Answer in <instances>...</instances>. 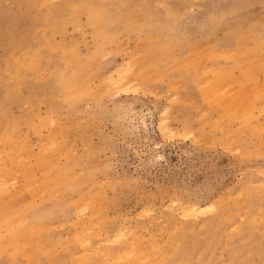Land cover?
<instances>
[{"label":"rangeland","instance_id":"374dc122","mask_svg":"<svg viewBox=\"0 0 264 264\" xmlns=\"http://www.w3.org/2000/svg\"><path fill=\"white\" fill-rule=\"evenodd\" d=\"M263 53L264 0H0V264H264Z\"/></svg>","mask_w":264,"mask_h":264},{"label":"bare ground","instance_id":"6f19581e","mask_svg":"<svg viewBox=\"0 0 264 264\" xmlns=\"http://www.w3.org/2000/svg\"><path fill=\"white\" fill-rule=\"evenodd\" d=\"M77 30H78V29H77ZM249 33H250V32H249ZM154 35H156V33H155ZM247 37H248V36H247ZM147 41H148V40H147ZM145 42H146V41H145ZM154 42H155V41H154ZM113 43H114V42H113ZM133 43H134V42H133ZM142 43L144 44V42H142ZM140 44H141V43H140ZM143 44H142V47H143ZM138 45H139V44H137V47H138ZM144 45H145V44H144ZM171 45H172V44H171ZM139 46H140V45H139ZM140 47H141V46H140ZM255 47H256V46H255ZM128 48H129V47H128ZM133 48H134V47H133ZM133 48H132V50H133ZM143 48H144V47H143ZM145 48H146V47H145ZM217 49H218V48H217ZM241 49H242V46H241ZM137 50H138V49H137ZM147 50H149V49H146V51H147ZM204 50H205V49H204ZM218 50H219V51H218ZM218 50H217V52H220V48H219ZM222 50H223V49H222ZM224 50H225V49H224ZM227 50H228V49H227ZM227 50H226V51H227ZM135 51H136V50H135ZM138 51H140V52L142 53V52L145 51V50H142V48H140ZM226 51H225V52H226ZM233 51H234V49H233ZM233 51H232V52H233ZM238 51H239V49H238ZM127 52H129L128 49H127ZM132 52H133V51H132ZM132 52H131V53H132ZM205 52H206V51H205ZM208 52H209V51H208ZM229 52H230V51H229ZM232 52H231V53H232ZM235 52H237V50H236ZM131 53H130V54H131ZM145 53H146V52H145ZM147 53H148V52H147ZM195 53H196V52H195ZM226 53H228V52H226ZM134 54H135V53H133V55H134ZM250 54H253V53H250ZM263 54H264V53H263ZM99 55H100V54H99ZM131 55H132V54H131ZM135 55H136V54H135ZM135 55H134V56H135ZM196 55H197V53H196ZM238 55H239V54H238ZM253 55H254V54H253ZM257 55H258V54H257ZM145 56H146V55H145ZM149 56H150V55H149ZM197 56H198V55H197ZM199 56H201V55H199ZM82 57H84V56H82ZM193 57H195V55H194ZM202 57H203V56H202ZM262 57H263V55H262ZM262 57H261V58H262ZM151 59H153V58H151ZM196 59H197V58H196ZM202 59H203V58H202ZM147 60H148V59H147ZM157 60H158V59H157ZM132 62H133V60H132ZM138 62H139V61H138ZM147 62H149V61H147ZM147 62H146V63H147ZM199 62H201V60H200ZM133 63H135V65H136L137 62L135 61V62H133ZM212 63H214V61H211V64H212ZM177 64H178V63H177ZM247 64H248V63H247ZM119 65H120V64H119ZM132 65H133V64H132ZM143 65H144V64H143ZM182 65H183V64H182ZM208 65H209V63L207 64V66H208ZM213 65H215V64H213ZM249 65H250V64H249ZM173 66H174V65H173ZM243 66H244V65H243ZM245 66H246V65H245ZM250 66H251V65H250ZM255 66H256V65H255ZM136 67H137V65H136ZM174 67L176 68V66H174ZM178 67H179V66H178ZM116 68H117V70H118L119 67H116ZM121 68H123V67H121ZM133 68H134V67H133ZM133 68H131V70L135 71ZM137 68H139V67H137ZM207 68H208V67H207ZM222 68H223V67H222ZM84 69H85V68H84ZM88 69H89V68H88ZM127 69H128V68H127ZM135 69H136V68H135ZM150 69H152V68H150ZM85 70H86V69H85ZM115 70H116V69H115ZM117 70H116V71H117ZM206 70H207V69H206ZM206 70H205L204 72H206V73H207V71L210 72L209 70H207V71H206ZM256 70H257V69H256ZM122 71H125V70H122ZM133 71H132V73H133ZM149 71H152V70H149ZM258 71H259V68H258ZM84 72H85V71H84ZM86 72H87V71H86ZM86 72H85V73H86ZM129 72L131 73V71H127L126 74H125V73L121 72V70H120L119 72L117 71V72H115V73H116L115 75H117V77H115V78L112 79V80H114V82H115L119 87H120V86H125V84H127V81H128V80H131V79H128L129 77L127 78V74H130ZM117 73H118V74H117ZM106 75H107V74H106ZM113 75H114V74L112 73L111 76H113ZM115 75H114V76H115ZM103 76H104V75H103ZM130 76H131V74H130ZM132 76H133V74H132ZM106 77H107V76H106ZM153 77H154V76H153ZM103 78H104V77H103ZM134 78H135V77H134ZM134 78H133V80H134ZM104 79H106V78H104ZM127 79H128V80H127ZM110 80H111V79H110ZM178 80H179V79H178ZM102 81H103V80H102ZM149 81H150V80H149ZM207 81H208V80H207ZM210 81H211V80H210ZM144 82H145V81H144ZM178 82H179V81H178ZM205 82H206V81H205ZM84 83H85V82H84ZM136 83H137V82H136ZM107 84H108V82H107ZM113 84H114V83H112V85H113ZM134 84H135V83H134ZM140 84H141V83H140ZM84 85H85V84H84ZM118 86H117V87H118ZM127 86H128V85H127ZM179 86H180V85H179ZM181 86H182V85H181ZM99 87H100V86H99ZM103 87H105V86H103ZM114 87H115V85H114ZM115 88H116V87H115ZM115 88H114V89H115ZM130 88H131V86H130ZM146 88H147V87H146ZM125 89H126V87H125ZM244 89H245V88H244ZM105 90H106V88H105ZM115 90H116V89H115ZM128 90L131 91L132 89H129V88L127 87V91H128ZM134 90H135V89H134ZM101 91H102V90H101ZM109 91H110V90H109ZM117 91H118V90H117ZM123 91H124V90H123ZM177 93H178V92H177ZM203 93H206V92L204 91ZM206 95H207V93H206ZM179 99H180V97H179ZM191 100H193V99H191ZM260 112H261V111H260ZM54 119H55V118H54ZM165 124H166V123H165ZM216 124H217V123H216ZM216 124H215V125H216ZM159 126H160V125H159ZM11 127H12V126H11ZM56 127H57V126H56ZM60 127H61V126H60ZM200 128H202V127H200ZM184 131H185V130H184ZM187 131H188V130H187ZM191 131H192V130H191ZM55 132H56V130L54 131V134H55ZM59 132H60V131H59ZM61 132H62V131H61ZM57 133H58V132H57ZM57 133H56V134H57ZM64 133H65V132H64ZM58 134H59V133H58ZM179 134H180V133H179ZM247 134H248V133H247ZM54 136H55V135H54ZM198 139H199V138H198ZM46 141H47V140H46ZM54 141H55V140H54ZM48 142H49V141H48ZM8 143H9V142H8ZM10 143H11V140H10ZM56 143H57V142H56ZM1 144H2V141L0 142V145H1ZM49 144H50V143H49ZM4 145L6 146V144H3V146H4ZM1 146H2V145H1ZM3 146H2V147H3ZM7 146H8V145H7ZM260 146H262V145H260ZM58 148H59V146L57 147V150H55V151H58V150H59L58 152H60V151L63 152V150H60V149H58ZM1 150H2V149H0V151H1ZM46 150H47V149H46ZM48 151H49V150H48ZM1 152H2V151H1ZM1 152H0V153H1ZM11 152H14V149H13V151H11ZM25 152H26V151H25ZM25 152H24V155H25ZM41 152H42V153H41ZM22 153H23V152H22ZM39 153H40V155H41V154H44V155H45V154L47 153L45 156H47V155H49V154H50V155L52 154L51 156L49 155L50 158H55V157H56V155H55V157H54V155H53L54 152H53V153H50V152L48 153V152L45 151V153H43V149H42V151H40ZM39 153H38V154H39ZM12 154H13V153H12ZM31 154H32V155H31ZM31 154H30L29 156H27L28 158L25 157L26 155H25V156L23 155V159H24V157H25L26 160H25V159H24V160H25L26 162H28V161H30L29 158H34V157H35L34 162L36 163L35 160H37V158H38L37 163H39L38 161L42 158V156H41V158H39L40 156L37 154V155L39 156V157H37V155H35V153H32V151H31ZM3 155H4V154H3ZM34 155H35V156H34ZM66 155H67V154H66ZM68 155H69V153H68ZM68 155H67V156H68ZM19 156H20V154H19ZM19 156H18V157H19ZM30 156H31V157H30ZM32 156H34V157H32ZM2 157H3V156H2ZM5 157H7V156L5 155ZM36 157H37V158H36ZM70 157H71V156H70ZM65 158H66V156H65ZM17 159H18V158H17ZM28 159H29V160H28ZM3 160H4V159H3ZM14 160H15V159H14ZM24 160L20 159L18 162L16 161V162H17V166H18V164H20V163H19L20 161H21V163H22ZM27 160H28V161H27ZM71 162H72V161H71ZM13 163H15V162L13 161ZM6 165H7V164H6ZM20 165H21V164H20ZM20 165H19V166H20ZM28 165H29V164H28ZM30 165H31V164H30ZM46 165H47V164H46ZM46 165L44 166V164H43V166H44L45 168H47V166L49 167L50 164L47 165V166H46ZM14 166H15V165H14ZM17 166H15V168H16ZM32 166H33V165H32ZM37 166H41V167H43V166H42V161H40V164L37 165ZM25 167L31 169V167H27V166H25ZM25 167H24V168H25ZM41 167H40V168H41ZM44 167L40 169V170H42V171L39 170L40 173H41V172H44V171H43ZM0 168H1V167H0ZM11 168H12V166H10V168H8V169L10 170ZM13 168H14V167H13ZM34 168H35V167H34ZM8 169H7V170H5V169L3 170V168H2V169L0 170L1 172H2V170L4 171V172H2V173H4V174H0V182L2 181V182L5 183V184L8 183V181H9V182L12 181V177H11L12 173H11V171H8ZM22 169H23V168H22ZM29 169H27L26 171L28 172ZM38 169H39V168H38ZM17 170H18V168H17ZM5 171H6V172H5ZM18 171H20V170H18ZM36 171H37V168H36ZM1 172H0V173H1ZM21 172H22V171H21ZM51 172H52V171H51ZM73 172H74V173L76 172L75 169L73 170ZM29 173H30V172H29ZM40 173H39V174H40ZM52 173H54V172H52ZM41 174H42V173H41ZM61 174H62V172H61ZM53 175H54V174H53ZM59 175H60V174H59ZM15 176H16V175H15ZM15 176H14V177H15ZM17 176H18V175H17ZM42 176H43V175H42ZM60 176H61V175H60ZM60 176H59V177H60ZM62 176H63V175H62ZM62 176H61V177H62ZM38 177H41V176H38ZM59 177H58V178H59ZM64 177H66V175L63 176L62 178L64 179ZM81 178H82V177H81ZM15 179H19V176L16 177ZM66 179H67V177H66ZM84 179H85V178H84ZM32 180H34V179H32ZM37 180H38V179H37ZM15 181H16V180H15ZM15 181H14V182H15ZM16 182H19V181L17 180ZM33 182H34V181H33ZM36 182H37V186H36V187H37V191L40 192L41 190H39L40 188L38 189V187H40L42 184H41V182H40L41 185H39V184H38V181H36ZM68 182H69V179H68ZM30 183H31V182H30ZM16 185H17V184H16ZM19 185H20V184H19ZM38 185H39V186H38ZM13 186H14V185H13ZM20 186H21V185H20ZM94 186H96V185H94ZM94 186H93V187H94ZM100 186H101V185H100ZM8 187H9V186H8ZM36 187H34L35 190H36ZM101 187H102V186H101ZM14 188H15V187H14ZM45 188H47V187H45ZM16 189H18V190H16V191H19V189H20V191H21V188H19V187L16 188ZM25 189L27 190V188H25ZM41 189H43V186H42ZM94 189H95L96 191L92 189V190H93V193H94V192L97 193V190H98L99 188L97 189V188L95 187ZM45 190H46V189H45ZM245 190H246V189H245ZM22 191H23V189H22ZM28 191L31 192L30 189H28ZM43 191H44V190H42L41 193H43ZM39 192H37L38 195L41 194V193L39 194ZM56 192H58V191H56ZM56 192H55V193H56ZM32 193H33V192H32ZM32 193H31V194H32ZM44 193H45V191H44ZM47 193H48V192H46L44 195H46ZM90 193H92V192H90ZM25 194H26V193H25ZM27 194H29V192H28ZM5 195H6V194H5ZM32 195H33V194H32ZM44 195H43V196H44ZM97 195H98V193H97ZM97 195H94V194H93V196L100 197V196H97ZM46 196H47V195H46ZM40 197H41V196H40ZM85 197H86V196H85ZM101 197H102V196H101ZM81 200H82V199H81ZM99 200H100V199H99ZM240 200H242V199H240ZM100 201H101V200H100ZM241 202H242V201H241ZM101 203H102V202H101ZM171 203H172V202H171ZM213 203H214V202H213ZM216 203H217V202H216ZM226 203H227V202H226ZM103 204H104V202H103L102 204H99V205H103ZM217 204H218V203H217ZM87 205L89 206V204H87ZM169 205H170V204H169ZM171 205H172V204H171ZM220 205H221V204H220ZM220 205H219V206H220ZM90 206H91V205H90ZM215 206H216V205H215ZM78 207H79V206H78ZM100 207H101V206H100ZM103 207H105V206H103ZM166 207H167V206H166ZM76 208H77V207H76ZM180 208H182L183 213H184L185 215H187V214L192 213V212L201 211L204 207H203V205H200V204H197V203H192V204L182 205ZM82 209H83V208H82ZM104 209H106V208H104ZM12 210H13V209H12ZM88 210L90 211V209H88ZM95 210L100 211L98 207H95ZM89 211H88V212H89ZM182 211L180 210V212H182ZM92 212H94V209H93ZM208 212H209V210H208ZM239 212H240V211H239ZM79 213H80V212H79ZM100 213H101V212H100ZM83 214H84V211H83L82 215H83ZM88 214H89V213H88ZM180 214H181V213H180ZM226 214H227V213H226ZM82 215H80V216H82ZM95 215L98 216L99 214L95 213ZM142 215H144V214H142ZM196 215H197V214H196ZM255 215H256V214H255ZM84 216H86V215H84ZM84 216H83V218H84ZM15 217H19V216L17 215V216H15ZM104 217H105V216H101V218H104ZM116 217H117V216H116ZM86 218H87V216H86ZM86 218H85V219H86ZM117 218H118V217H117ZM153 218H154V216H153ZM261 219H262V218H261ZM181 221H182V220H181ZM258 221H259V219H258ZM59 222H60V221H59ZM89 222H90V221H89ZM93 222H94V221H93ZM50 223H51V222H50ZM52 223H53V222H52ZM87 223H88V222H87ZM91 223H92V222H91ZM94 223L96 224V222H94ZM81 224H82V223H81ZM104 227H105V226H104ZM127 227H128V226H127ZM88 228H90V226H89ZM124 228H125V227H124ZM175 228H176V227H175ZM117 230H118V229H117ZM161 230L163 231V229H161ZM161 230H160V231H161ZM118 231H119V230H118ZM100 232H101V230H100ZM98 233H99V232H98ZM102 233H103V231L101 232L100 235H102ZM82 234H83V233H82ZM104 235H105V233H103V236H104ZM112 236H113V235H112ZM111 238H112V237H111ZM108 240H109V238H108ZM166 240H167V239H166ZM137 241H140V239H138ZM82 243H83V242H82ZM137 244H138V243H137ZM85 245H86V244H85ZM159 245H160V244H159ZM82 246H83V244H82ZM129 246H130V245H129ZM135 247H137V246L135 245ZM143 247H144V245H143ZM143 247H142V248H143ZM102 248H103V247H102ZM142 250H143V249H142ZM142 250H141V252H137V254H138V255H137V261L134 262V264H141L143 258L146 257V255H145L144 253H142ZM135 251H137V250H135ZM132 252H134V251H132ZM143 252H144V251H143ZM150 252H151V251H150ZM123 258H124V257H123ZM153 258H154V257H153ZM127 263H128V262H127ZM154 263H155V262H154ZM129 264H130V263H129Z\"/></svg>","mask_w":264,"mask_h":264}]
</instances>
